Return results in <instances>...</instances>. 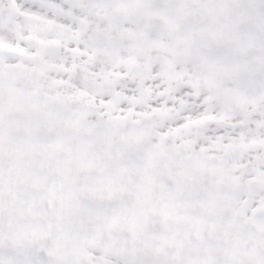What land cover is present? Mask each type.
Listing matches in <instances>:
<instances>
[{
  "label": "snow or ice",
  "instance_id": "snow-or-ice-1",
  "mask_svg": "<svg viewBox=\"0 0 264 264\" xmlns=\"http://www.w3.org/2000/svg\"><path fill=\"white\" fill-rule=\"evenodd\" d=\"M0 264H264V0H0Z\"/></svg>",
  "mask_w": 264,
  "mask_h": 264
}]
</instances>
